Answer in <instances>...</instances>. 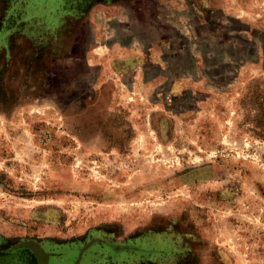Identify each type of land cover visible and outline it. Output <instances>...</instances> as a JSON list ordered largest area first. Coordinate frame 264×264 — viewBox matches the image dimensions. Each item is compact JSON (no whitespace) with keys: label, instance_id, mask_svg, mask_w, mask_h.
I'll list each match as a JSON object with an SVG mask.
<instances>
[{"label":"rangeland","instance_id":"1","mask_svg":"<svg viewBox=\"0 0 264 264\" xmlns=\"http://www.w3.org/2000/svg\"><path fill=\"white\" fill-rule=\"evenodd\" d=\"M101 1L0 0V264H264V0Z\"/></svg>","mask_w":264,"mask_h":264},{"label":"crops","instance_id":"2","mask_svg":"<svg viewBox=\"0 0 264 264\" xmlns=\"http://www.w3.org/2000/svg\"><path fill=\"white\" fill-rule=\"evenodd\" d=\"M97 5H102L103 7H105V16L107 17V23H112L115 22L116 19L121 20L119 14H124L125 13V7L120 5V4H116L111 2L110 0H102L100 3H96ZM44 7V9H43ZM66 6H64L62 9H65ZM62 9H58L57 11H53L50 10L48 11V7H46V5H41L40 7H37V10L41 11L42 13H44L45 11H48L50 16V20L53 23H57L58 21H60V15L62 12ZM57 13V15H56ZM45 14H47L45 12ZM117 28H113V32H107V38L105 39V57L108 59L110 58L111 61H113V63H115V65H118L119 69H121L122 71L125 70H133L135 72L140 71L141 70V66L142 65V57L137 53V52H132V50H130V47L132 45V43L129 44V42H122L121 40V36H119V34H117ZM111 34V35H110ZM121 45V47L123 48V52L117 56H112L111 57V52L115 49H117V47ZM132 52V53H131Z\"/></svg>","mask_w":264,"mask_h":264}]
</instances>
